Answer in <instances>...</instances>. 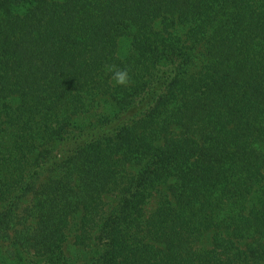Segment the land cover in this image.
Returning a JSON list of instances; mask_svg holds the SVG:
<instances>
[{"label":"trees","instance_id":"1","mask_svg":"<svg viewBox=\"0 0 264 264\" xmlns=\"http://www.w3.org/2000/svg\"><path fill=\"white\" fill-rule=\"evenodd\" d=\"M0 264H264V0H0Z\"/></svg>","mask_w":264,"mask_h":264},{"label":"clouds","instance_id":"2","mask_svg":"<svg viewBox=\"0 0 264 264\" xmlns=\"http://www.w3.org/2000/svg\"><path fill=\"white\" fill-rule=\"evenodd\" d=\"M105 70L111 73V80L114 81L116 85L127 86L130 84L131 77L127 68H120L115 64H109L105 65Z\"/></svg>","mask_w":264,"mask_h":264}]
</instances>
